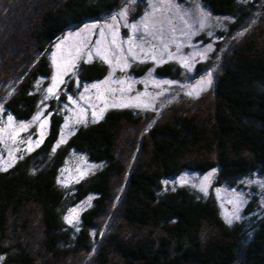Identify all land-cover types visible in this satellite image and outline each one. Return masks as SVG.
<instances>
[{"label": "trees", "instance_id": "obj_1", "mask_svg": "<svg viewBox=\"0 0 264 264\" xmlns=\"http://www.w3.org/2000/svg\"><path fill=\"white\" fill-rule=\"evenodd\" d=\"M118 2L0 0L3 107L16 118H28L39 97L34 81L50 74L48 54L55 38L110 12ZM201 2L212 13L238 20L249 15L237 0ZM220 64L208 92L181 98L141 134L145 115L111 109L77 127L64 147L47 155L60 120L52 115L43 143L0 170L5 264H78L84 255H91L86 264H264V218L248 233L242 223L223 221L213 197L160 184L182 170L215 169L216 181L227 184L252 171L264 173V16L226 49ZM169 68L166 63L156 70ZM105 70L95 60L79 65L85 80ZM67 147L102 163L77 184L73 200L94 194L77 232L61 220L63 197L56 183Z\"/></svg>", "mask_w": 264, "mask_h": 264}, {"label": "rangeland", "instance_id": "obj_2", "mask_svg": "<svg viewBox=\"0 0 264 264\" xmlns=\"http://www.w3.org/2000/svg\"><path fill=\"white\" fill-rule=\"evenodd\" d=\"M237 3L245 5L249 13L239 20L231 14L212 13L201 0H119L110 12L64 30L51 44L50 74L34 81L33 90L39 97L32 114L25 119L16 118L3 107L0 98V170H4L5 162L12 166L43 143L54 114L60 117L58 134L47 155L64 147L77 127L98 121L111 109L131 108L145 115L138 130L141 134L181 98L196 99L208 92L221 69L226 49L264 16V0H237ZM121 12L126 13L124 18L120 17ZM94 60L105 65L104 74L88 80L81 78L79 65ZM166 63L171 68L159 73L156 69ZM58 72L64 83L45 100L49 95L47 88ZM11 86L8 85L10 89ZM38 113H42L40 121H34ZM45 120L42 130L40 124ZM20 125L28 128L21 130ZM135 156L136 152L131 154V160ZM101 165L85 153L67 147L57 167L56 183L63 197L60 216L72 232L80 228L81 214L94 197L86 192L73 200L77 184ZM160 184L165 190L185 186L202 197H213L223 221L242 223L248 233L264 218V173L259 171L227 184L216 181L215 169L182 170L162 179ZM116 192L115 199L120 188ZM97 229L102 231L104 227ZM90 256L84 255L77 263L86 264ZM0 264H5L1 254Z\"/></svg>", "mask_w": 264, "mask_h": 264}, {"label": "snow or ice", "instance_id": "obj_3", "mask_svg": "<svg viewBox=\"0 0 264 264\" xmlns=\"http://www.w3.org/2000/svg\"><path fill=\"white\" fill-rule=\"evenodd\" d=\"M119 15H120L121 18H124V17L126 16V13H125V12H121ZM113 20H116V17H113ZM91 27H92V28H95L96 25H92ZM133 28L135 29L136 26L133 25ZM82 31H83V30H82ZM77 35H79V33H78ZM61 43H63V41H62ZM59 47H60V45H57V48H59ZM97 55H100V53H99L98 50H97ZM100 58H101V59H105L104 56H100ZM89 59H91V55H89ZM106 62H107V61H106ZM53 63H54V64L56 63V61H55V56H54V58H53ZM62 83H64V81H63V75H62L61 73L58 72L57 75H55V76L53 77V83H52V85H51L50 87L47 88V92H48L49 95L45 97V100H47L50 96L55 95V92H56V89H57L58 85H59V84H62ZM209 83H210V80H209ZM92 87L95 88V87H98V85H93ZM189 95H191V93H189ZM125 106H127V105H125ZM41 115H42V113H38V114L33 118L34 121H40ZM97 118H99V117H97ZM11 120H12V117H9V121H11ZM45 126H46V120H45V121H41L40 127H41L42 130L45 128ZM65 127H67V125H65ZM20 128H21V130H26V129L28 128V125H20ZM41 134H43V133H41ZM17 135H18V134H17ZM13 139H15V137H13ZM60 143H63V140H61ZM31 150H32L31 147H29V148H28V151H31ZM54 150H55V149H54ZM10 155H11V154H10ZM10 166H11V165H10L9 163L5 162V168H4V170H6L7 167H10ZM75 212H76V210L73 209V210H72V213H75ZM66 220H67L69 223L72 222V220H71L70 218H67V217H66ZM229 222H231V221H229Z\"/></svg>", "mask_w": 264, "mask_h": 264}]
</instances>
